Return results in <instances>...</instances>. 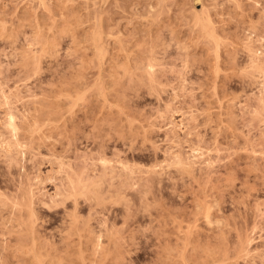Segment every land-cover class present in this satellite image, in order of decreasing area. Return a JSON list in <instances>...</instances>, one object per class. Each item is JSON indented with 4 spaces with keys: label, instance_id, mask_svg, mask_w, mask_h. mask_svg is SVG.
Returning a JSON list of instances; mask_svg holds the SVG:
<instances>
[{
    "label": "rangeland",
    "instance_id": "1",
    "mask_svg": "<svg viewBox=\"0 0 264 264\" xmlns=\"http://www.w3.org/2000/svg\"><path fill=\"white\" fill-rule=\"evenodd\" d=\"M0 264H264V0H0Z\"/></svg>",
    "mask_w": 264,
    "mask_h": 264
},
{
    "label": "bare ground",
    "instance_id": "2",
    "mask_svg": "<svg viewBox=\"0 0 264 264\" xmlns=\"http://www.w3.org/2000/svg\"><path fill=\"white\" fill-rule=\"evenodd\" d=\"M11 121V120H10Z\"/></svg>",
    "mask_w": 264,
    "mask_h": 264
}]
</instances>
